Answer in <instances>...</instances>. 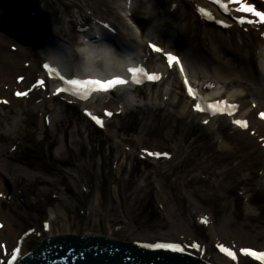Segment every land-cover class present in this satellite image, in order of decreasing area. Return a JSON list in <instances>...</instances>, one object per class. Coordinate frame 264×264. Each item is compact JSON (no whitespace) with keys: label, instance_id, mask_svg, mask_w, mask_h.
<instances>
[{"label":"rangeland","instance_id":"1","mask_svg":"<svg viewBox=\"0 0 264 264\" xmlns=\"http://www.w3.org/2000/svg\"><path fill=\"white\" fill-rule=\"evenodd\" d=\"M69 4L59 5L56 10L61 8L64 11L65 9L75 15V19L80 8H77V5H71L74 4L73 2ZM66 18L70 19L68 16ZM0 35L2 37V33ZM7 40H9L8 37ZM12 43L15 44L10 40L4 41L3 46L0 45L4 55L16 54L10 49ZM20 67L17 73L14 72L11 75V81H6L7 91L0 95L8 94L7 87L14 82L15 74L28 75L29 69L24 67L23 57L20 60ZM59 108L61 110L59 117L47 128L44 135L38 127L40 115L36 113V116H30L28 119L29 115L26 114V121L31 128L26 134V139H22V135L26 133L24 127L27 123L23 124L22 121L15 131L20 133V138H14L15 135L12 136L13 138L5 136L8 134V128L13 131L16 118L11 116L8 119L5 116L10 106L4 111L0 109V115H2L0 124L4 127L0 129L2 133L0 146L3 148L1 160L12 164L15 159H21L23 156L34 164L32 168H28L29 172H35V165L42 163L46 164L48 174L46 177L42 175L48 180L46 186L34 182L25 186V181L21 180L22 183L18 181L14 189L16 182L13 183L11 194L15 196L12 195V198L19 205L15 213L22 215V211L28 213L18 218L21 229L29 224L27 222L40 225L42 220L49 218L51 208L63 206L67 213L69 212L71 227L83 233H100L102 230L101 233L105 234L108 226L112 228L121 225L123 228L118 231L124 234L126 238L124 240L149 239L153 235L172 239L178 237L181 230L191 232V229L183 228L181 225L172 226L170 221L173 219L176 221V217L179 216L188 223L187 221H191L194 215L208 212L219 229L216 237L220 240L228 242L233 240L239 245H264L263 214L259 215V209L251 204L254 199L261 205L264 212V154L261 155L260 150L263 147L257 141L249 142L246 134L245 137L241 135L239 139H236L235 136L242 132L232 129L225 122H220L222 134L235 146L233 152H223L216 146H212L216 138L207 127L201 128V131L196 133L197 120L188 131L186 124H183L180 119H170L168 122V120H162L159 113H151L147 110L142 111L141 116L136 113L131 114L130 117L134 120H127L124 123L122 121L124 118L119 117L109 124L110 131L96 135L77 111L72 112L62 106ZM3 117L9 120V126H5L7 121L2 119ZM130 121L139 123L138 130L134 131L133 135H137L134 137L145 135L141 145L143 147L164 149L169 146V150L173 151L172 145L179 141L180 144L185 143L187 148L185 151V146L178 145L174 153L180 157L179 161L177 162L176 159V162L165 165L158 163L160 168L153 170L152 173H149L148 169H152L151 166H154V163L143 166L148 176L141 177L146 182H144L146 188L139 190L137 195L126 192L136 179L133 168L126 184L113 183V172L121 167L124 161L127 160L129 166L136 163L138 168L143 165L138 160L139 145L132 136L127 135L129 138L126 140L122 138L119 143L111 141L116 135L121 136L122 131L131 132L136 128V124ZM200 121L198 119L199 126ZM167 127H169L167 129L170 131L169 134L166 131ZM111 130L118 131L114 137H111ZM65 137L71 152L66 149ZM14 143L17 146L16 151L11 150ZM114 147L118 151L130 147L128 159L121 156L114 158ZM100 158L102 161L98 162ZM35 173L39 174L40 170ZM127 175L128 172L125 176ZM109 176L111 180L104 190V182L108 181ZM115 186L120 188L121 196L116 193ZM21 188L22 191L19 193L18 189ZM135 196L136 199L133 201ZM96 198L99 199L98 206H96ZM145 199H148L149 203ZM30 201L35 202L33 206H27ZM95 208L98 209L97 212ZM73 211H76V214H73ZM151 212H154L156 220L149 222L145 227L138 226V223L143 219L146 220ZM131 218L134 223L127 222L129 219L131 221ZM63 222L64 220L55 218L54 230H57ZM198 232H204V237L211 240L214 237L206 228L196 230L197 234ZM6 234L7 232L0 231V238L4 239ZM118 234L115 233V237ZM36 240V237L31 238L26 248H33ZM214 255L212 252L211 260L216 262ZM240 264L248 263L244 261Z\"/></svg>","mask_w":264,"mask_h":264},{"label":"bare ground","instance_id":"2","mask_svg":"<svg viewBox=\"0 0 264 264\" xmlns=\"http://www.w3.org/2000/svg\"><path fill=\"white\" fill-rule=\"evenodd\" d=\"M57 1L59 4L60 0ZM63 1V3H66V0ZM155 1L156 4L164 6H166L167 3L163 0ZM177 1L179 2L178 4L180 8L177 10V13L175 12V15L180 13L179 15L181 17L189 18L191 20L194 28H196V31L198 32L196 37L193 36L196 32L192 34L183 29L180 30V34L179 31L177 32V21L174 20V18H171L173 14L170 7L168 9L165 7V14L169 15L170 17L166 16V18L171 20L168 19L165 23L159 22V20H162V14L160 11H156L152 17H155L154 19L158 22L153 23V25L147 28L145 20H141L140 17H136L135 15L133 16V14H131V16L128 14L132 7L145 3L144 0H131V6L129 9L127 8L128 0H111L110 2L108 0H81V5L83 7H86L87 10L92 8L94 11L100 13V15L104 14L105 17H107L104 22H111L117 29V34H120V37L118 36L117 38H113L115 39L113 41L115 47L112 49L111 45L109 47L105 43L107 41V37H109V33L96 26L95 31H84L83 33L79 32L81 40L79 42V47L74 53H70L68 50L63 51L65 49L64 44H61L63 46L58 51L61 52V58L66 57L67 60H61L59 64L57 57H53L52 55L49 56V60L50 62H55L62 69L61 71L63 74L67 75L71 71H74L75 74L72 75L82 77H84L85 70L93 68V72L90 74L98 77L102 76L104 73L108 75V73L120 71L122 67L127 68L132 63L136 62L135 60H138L142 64L148 66L150 70H157L163 74L159 83L163 82L164 85L157 93L160 96V100L157 98V95H154L151 101H147L146 103L149 109L152 111L161 109V117L163 120H168L174 117H179L181 119L189 118L190 114H193L192 107L194 103H192L189 97L181 91V80H177L175 75L172 76L170 73L171 71L165 67V63L161 55H152L149 53L150 51L143 46L144 43L146 44L149 41H153L152 39H147L148 36H154L156 41L163 48V51L178 53L181 57L182 64L184 65L183 67L186 76L199 92L204 91L205 96L209 97V99L227 97L229 102H237L239 104V111L234 118H248L250 123L249 129H255L258 134L257 137H264V123L256 116L258 111L257 108L264 105V77L263 71H260L259 69L260 64L264 61V54L262 53L264 49V40L258 33H255L253 36H249L248 33L246 34L242 29L235 26H232V28L227 31L207 23L205 24V22L202 21L192 9L193 4L190 1ZM13 3L14 2H11L9 4ZM50 3H52V1H50ZM99 3L100 5H97ZM114 4L117 9L122 11V15L118 14V12L113 9L112 5ZM11 7L12 6H10V8ZM4 13L7 12L4 11ZM4 13H2V11L0 12V19H3L5 21L4 23H9L10 21L15 23V21L12 20L13 16H16L14 14L20 15L15 11V9H13L10 11V16H7V19H5ZM20 18L22 25L26 23V26H23L22 30H28L30 28L34 29L35 27L37 28L36 23L33 21L34 18L32 17L33 19L31 20L29 14L25 15V17L20 16ZM128 20H132L134 22L136 26L135 28L139 30L140 35H138L136 30L133 29ZM50 24L53 26V23L50 22ZM79 25L81 24H78L77 21H71L68 25V31H65V26H62L59 30L62 31L63 29L67 34V38L71 41L77 37V35L72 33V27H77ZM194 28L192 27L193 30H195ZM204 30L207 31L211 40L207 37V33L204 37L200 36L203 34ZM181 32L184 35H188L190 38L185 41L181 36H179L181 35ZM96 36H99L100 40L95 41L94 38ZM113 36L114 35H112V37ZM7 37H10L7 32L6 34H3L2 37L0 36V45L3 46L4 41L8 42L11 38L15 39L14 35H11L9 40H7ZM58 48L59 46H57L54 50H57ZM85 49L86 52L84 53L83 50ZM259 49L262 50V52H260ZM15 53V55H10V53L4 55L3 51L0 50V91H5V84H7L6 81H11V75L21 68L19 61L22 57L28 58V61H31V64L33 63L31 69L41 73V60L37 58V51H35L33 47H24L17 44V50ZM53 53H55V51ZM71 60H75L77 63L73 65L72 62H70ZM166 74L170 76H164ZM17 75L15 77H17ZM163 79L165 80L163 81ZM54 89L55 88H52V90ZM117 90L120 91L121 96L123 94H127L131 96V98L134 97L131 92L129 93V90L123 88ZM25 100V98L17 99L18 102ZM99 100L98 103H94L91 100L82 105L85 109L97 111L101 107L107 108L109 107V104H111V100H108L107 95L103 94ZM33 106L43 111V113L46 112L45 115H50L52 118L51 123H55V119L59 117L61 112L58 111L54 103L47 106V102L43 99L41 102ZM9 114H11V112ZM19 117H21L20 113L16 112V118ZM205 118L207 117H204L203 119ZM225 118L233 128H236V126L232 124L231 118ZM40 119L44 121L45 117ZM216 119L217 118L211 119L210 126L214 127ZM19 126L20 123H18L16 119L13 131L8 128L7 133L12 134L11 136H18L15 131ZM40 129L45 130L42 123H40ZM167 129H169V127L166 128V131L169 134L170 131ZM248 133L249 131L247 134ZM245 134L246 133L242 131V133L237 134L238 136H235V138L239 139V136L241 135L245 137ZM253 140H255V138L252 136L248 137L249 142H252ZM142 141L143 137L140 139V142ZM218 148L227 153L235 150L234 145L225 141L218 144ZM260 153L261 155L264 154V149L260 150ZM22 164H24L26 168H23L21 166ZM28 166V164L22 163L19 158L15 159V162L12 164H8L6 161L3 162L0 159V185L3 187V191L5 187V191H7L8 194H11L13 183L20 179L30 181L33 180V182L36 181V183L40 181V184L44 186L48 184L47 178H43V176L46 177L48 175L46 173V165H43L42 167L38 166L40 173L39 175L36 173V176L34 173L28 171ZM119 170L120 169H118L115 174V181H117V178L121 177ZM123 180L125 182L127 179L122 178L121 182ZM98 201L99 199L96 198V206H98ZM29 205L33 206L30 203ZM6 207L7 210H5ZM17 207H19V205L15 202V200H9L5 195L1 196L0 216L3 217L4 221L2 229L7 230V236L9 239H12V236L20 227L19 224H21V222L18 221V218L28 215V213L24 211H22L23 215L15 213V211H17ZM97 211L98 209L95 208V212ZM55 217L64 220L57 233L62 234L70 232L71 225L68 224L69 216L63 208L57 206L49 210V218L54 219ZM211 220L213 222L212 224H209V229L211 231V235L215 238L219 234V229L215 226L214 220ZM178 225H181L183 228H189V225L185 223L184 220L180 221ZM107 229L108 230L105 233L107 236H115V230L111 229L110 226H108ZM53 234L55 233L53 227H51L48 236ZM117 238L125 239V236L122 232H120ZM0 249H2L1 241ZM206 257L207 256L204 255L202 258L206 259ZM0 258H2V256H0ZM216 259L222 264H230L228 259L218 253L216 255Z\"/></svg>","mask_w":264,"mask_h":264},{"label":"snow or ice","instance_id":"3","mask_svg":"<svg viewBox=\"0 0 264 264\" xmlns=\"http://www.w3.org/2000/svg\"><path fill=\"white\" fill-rule=\"evenodd\" d=\"M214 3H220V0H213ZM232 3L234 4H241L240 7H237L236 11L238 12H242V13H251L252 16L254 17H259V23L260 24H264V12L261 11H257L255 8V5H247V4H243L242 0H231ZM222 7H224L225 11L228 10V5L227 4H221ZM202 14L207 15V17L209 19H212V14L211 13H205L203 9L200 10ZM240 25H245V24H253L255 23V21L253 20H249V19H244L241 18L239 21ZM222 23V22H221ZM224 26H228V25H224ZM107 27V26H106ZM150 47L155 51V52H162L163 50L161 48H159L156 45H150ZM167 55V60L168 63L171 65L173 62L179 64V58L168 53ZM45 67H49L48 65H45ZM181 72H183V67L181 66ZM129 71L132 73L133 75V81L136 83H140V75L143 74L144 76H147L148 79L152 80V79H159L158 76H148V74L144 71V69L142 68H130ZM60 79L64 80L63 77H60ZM65 84L70 86V89L72 90V94L73 95H81L86 96L89 92L93 91V90H103V91H108L111 88H115L117 85L119 84H125L127 83V81L123 80V79H113L110 81H106V82H101V81H96V80H88V81H80V80H75V79H68V80H64ZM43 83V82H41ZM185 83H187V80L185 81ZM60 92H64L66 91V89H60ZM189 92L192 93L193 89L189 88ZM17 95H27V93H17ZM223 103V102H220ZM209 107L212 109L213 115L216 114V112L218 110H220V104H214V105H209ZM233 108L235 107L234 105L232 106ZM197 110L199 111H203L204 109L201 108V106L199 104L196 105ZM228 114H231V112L229 111ZM110 115V114H109ZM262 116H264V113H261ZM93 119H96V117H93ZM96 122L102 125V122L98 119H96ZM234 123L238 124L239 126L246 128L247 127V123L244 121H240V120H236L234 121ZM154 155L159 156V153H156ZM204 222H207L206 220ZM142 247L145 248H154V249H160V250H170L172 252H176V253H183L185 251L184 247L180 244H176V243H166V242H161V243H151V244H144L142 245ZM192 247L199 249V245L198 244H193ZM19 249L16 250V253H14L11 257V261L9 262V264H16V261L18 259V253H19ZM221 251L227 253L228 256L231 257V259L236 260V254L232 251H230L227 248L221 247ZM245 255H249L252 257H255L258 260H264V252H255V251H251L249 249H242L241 250Z\"/></svg>","mask_w":264,"mask_h":264},{"label":"water","instance_id":"4","mask_svg":"<svg viewBox=\"0 0 264 264\" xmlns=\"http://www.w3.org/2000/svg\"><path fill=\"white\" fill-rule=\"evenodd\" d=\"M72 238L64 239V243L60 244V239H50L49 241L43 243L40 248L33 255V259H31L28 264H36V259H41V264H78L77 261L81 259V257H90L93 262L89 261L90 264H97L101 261V259H108L107 264H139L140 257L137 255L128 254V251L119 250L114 247L104 246L102 244L91 246L86 244L85 246H80L79 244H74L71 249V244H73ZM71 243V244H67ZM110 247V248H109ZM109 248V249H108ZM79 250V251H76ZM71 251H76L78 256L81 255L80 258H75ZM86 257V258H87ZM89 259V260H90ZM144 264H149V262H145ZM153 264H157L156 262ZM159 264H163L160 262ZM177 264H182L181 261H177ZM198 264V263H197Z\"/></svg>","mask_w":264,"mask_h":264}]
</instances>
